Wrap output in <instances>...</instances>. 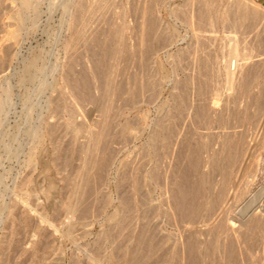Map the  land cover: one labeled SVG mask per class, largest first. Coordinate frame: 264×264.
Here are the masks:
<instances>
[{"label":"rangeland","instance_id":"1","mask_svg":"<svg viewBox=\"0 0 264 264\" xmlns=\"http://www.w3.org/2000/svg\"><path fill=\"white\" fill-rule=\"evenodd\" d=\"M0 264H264V0H0Z\"/></svg>","mask_w":264,"mask_h":264},{"label":"bare ground","instance_id":"2","mask_svg":"<svg viewBox=\"0 0 264 264\" xmlns=\"http://www.w3.org/2000/svg\"><path fill=\"white\" fill-rule=\"evenodd\" d=\"M245 15H246V13H245ZM249 78V77H248ZM225 147V146H224ZM233 154V153H232ZM231 155V154H230ZM225 160V159H224ZM229 161H232V156H231V158H229ZM233 161H234V159H233ZM197 162V161H196ZM229 163H231V162H229ZM225 164H227V163H225ZM233 164V163H232ZM222 167V166H221ZM223 168H221V170H222ZM229 170V169H228ZM185 175V174H184ZM228 176V175H227ZM227 178V177H226ZM189 187V186H188ZM182 188V187H181ZM188 189V188H187ZM185 192V191H184ZM179 193H180V191H179ZM218 193V192H217ZM186 195V194H185ZM191 198V197H190ZM181 198H179V200L178 201H181L182 199H183V197H182V199L180 200ZM194 199V198H193ZM186 201V200H185ZM184 201V202H185ZM191 202V201H190ZM199 203V202H198ZM175 204V203H174ZM179 204H182V203H179ZM187 205V204H186ZM212 206V205H211ZM220 209V208H219ZM182 211V210H181ZM187 211V210H186ZM189 213V212H188ZM187 213V214H188ZM197 213V212H196ZM196 213H195V215H196ZM186 214V213H185ZM223 220V219H222ZM215 221V220H214ZM252 223H254V222H256L257 223V221L256 220H252L251 221ZM222 223V222H221ZM250 223V222H249ZM199 226V225H198ZM200 227V226H199ZM217 227V226H216ZM215 227V228H216ZM219 229V228H218ZM217 229V230H218ZM216 232V231H215ZM209 237V236H208ZM212 238V237H211ZM230 242H232V241H230ZM235 244V243H234ZM229 245V244H228ZM211 246V245H210ZM231 247V246H230ZM226 248V247H225ZM232 250V249H231ZM182 253V252H181ZM193 254V253H192Z\"/></svg>","mask_w":264,"mask_h":264}]
</instances>
